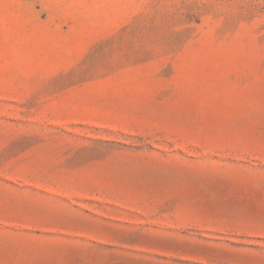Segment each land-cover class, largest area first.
Listing matches in <instances>:
<instances>
[{"label": "rangeland", "instance_id": "1", "mask_svg": "<svg viewBox=\"0 0 264 264\" xmlns=\"http://www.w3.org/2000/svg\"><path fill=\"white\" fill-rule=\"evenodd\" d=\"M0 264H264V0H0Z\"/></svg>", "mask_w": 264, "mask_h": 264}]
</instances>
